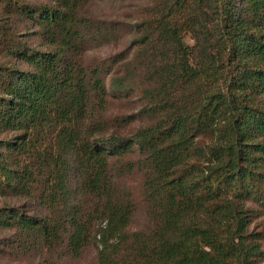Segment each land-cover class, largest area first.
Masks as SVG:
<instances>
[{"label": "trees", "instance_id": "16d2710c", "mask_svg": "<svg viewBox=\"0 0 264 264\" xmlns=\"http://www.w3.org/2000/svg\"><path fill=\"white\" fill-rule=\"evenodd\" d=\"M88 2L0 0V253L264 264V0H149L128 29L93 24ZM137 91L146 123L109 131L108 100ZM134 169L150 220L137 230L120 183Z\"/></svg>", "mask_w": 264, "mask_h": 264}, {"label": "rangeland", "instance_id": "374dc122", "mask_svg": "<svg viewBox=\"0 0 264 264\" xmlns=\"http://www.w3.org/2000/svg\"><path fill=\"white\" fill-rule=\"evenodd\" d=\"M149 0H89L84 7V14L91 20L93 24L97 22L117 23L120 29L125 26L127 29L134 22L139 11L147 5ZM120 31V30H119ZM25 38L31 43L38 44L39 41L33 36L26 35ZM130 36L122 35L116 39L110 37L108 41L101 44L89 43L84 51V59L86 62H95L101 59L112 57L113 55L126 48L130 43ZM137 91V100L133 98H114L108 100L105 116L109 122V128L118 130L121 134H129L133 132L141 124L146 123V120L140 116L139 109L141 100ZM137 114V116H136ZM134 115L136 119L127 124H117L123 116ZM143 175L140 170L134 169L131 173L126 174L120 179V183L124 184L137 198L138 207L133 217L130 229H143L150 224L149 217L146 213V208L142 202ZM24 200L21 201L23 203ZM29 207L34 208L37 205L29 202ZM253 226L256 229H264V215L254 219ZM6 232H0V237ZM0 264H99L97 260V247L94 244L89 245L84 249L81 256L73 259L69 256L57 258L55 255L49 256L45 252L34 251L26 256H14L0 253Z\"/></svg>", "mask_w": 264, "mask_h": 264}]
</instances>
